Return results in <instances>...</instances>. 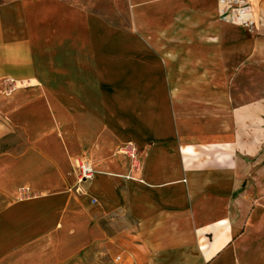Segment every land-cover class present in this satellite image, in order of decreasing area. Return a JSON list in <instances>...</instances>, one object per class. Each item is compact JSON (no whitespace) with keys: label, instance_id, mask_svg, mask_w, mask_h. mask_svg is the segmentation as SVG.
Returning a JSON list of instances; mask_svg holds the SVG:
<instances>
[{"label":"crops","instance_id":"0c3cea01","mask_svg":"<svg viewBox=\"0 0 264 264\" xmlns=\"http://www.w3.org/2000/svg\"><path fill=\"white\" fill-rule=\"evenodd\" d=\"M217 3L0 0V84L35 81L47 128L92 125L69 133L97 171L81 194L56 164L26 170L33 151L18 163L1 154L0 188L24 171L38 193L6 191L0 264L43 238L78 246L75 231L89 226L91 244L125 264H264V0H251L253 33L220 19ZM1 103L0 140L14 130L1 115L12 102ZM129 143L141 170L107 158ZM45 145L69 154L62 138Z\"/></svg>","mask_w":264,"mask_h":264},{"label":"rangeland","instance_id":"374dc122","mask_svg":"<svg viewBox=\"0 0 264 264\" xmlns=\"http://www.w3.org/2000/svg\"><path fill=\"white\" fill-rule=\"evenodd\" d=\"M26 83L27 84L25 85V82H17L19 89L17 88L18 91L15 92L14 95L23 93L21 96H19L18 100H16L18 102L12 101V97H14V91L10 94H7L4 83L2 82V84H0L1 104H3L4 100L6 102H12V104L9 103L6 108H4V106L1 107V115L9 118V120H11V122L14 124L13 136L8 138L4 137L0 140V155L6 150L10 149L15 155L16 163H18L24 156L23 154L25 151H33L34 154H36V158L30 162L26 170L36 172V170L40 171L43 169L46 164L52 163L54 166L56 164L57 168L59 169V176L62 175L66 180H69V182L64 184V186L67 187L69 184L70 188L76 189L77 180H75V172H78L76 167L77 158L88 157L92 160L94 159V156L86 150H74L72 146L76 141V138H73V133H69V130L95 128L92 125L84 123H73L69 125L62 122L47 128L50 122L48 119L44 120L42 118L44 116L37 111L34 105L36 103L37 97L42 98V95L39 93L40 91L34 90L33 87H35V81ZM51 137L63 139V142L68 150L67 152L69 153L65 160L61 156L56 155L52 153L51 150L48 151L45 148L47 147L45 142H48ZM78 138L81 139V136H78ZM120 149L121 146L115 147L112 151L109 148H106V152L109 153L107 154V158L111 156V158L116 157L120 160H126V156L119 152ZM6 162L7 160L5 159V164ZM27 174L28 173H24V171L20 173V178L18 179V184L16 186H5L0 188V210L5 208L6 205L11 202V196L8 195L9 192L17 191L19 198L35 196L36 193H38V190H36V192L31 190L30 192L27 188V185H24L29 178ZM6 191L9 192L6 193ZM71 228H76L75 223ZM95 235L96 233H94V230H92L90 226L88 228H83L81 231H75L74 240H80V245L70 247L69 249H56L55 247L51 246L48 238H43L38 240V242L24 247L22 250L9 255L2 263L20 264L23 261H29L36 252H41L43 257L41 264H62L55 260L57 255L64 259L65 262L63 264H125V260H114V257L110 255L109 251L105 247L91 244V239ZM81 241L84 242L83 245H81ZM132 261L133 259H131L130 262Z\"/></svg>","mask_w":264,"mask_h":264},{"label":"built area","instance_id":"2783aa9c","mask_svg":"<svg viewBox=\"0 0 264 264\" xmlns=\"http://www.w3.org/2000/svg\"><path fill=\"white\" fill-rule=\"evenodd\" d=\"M216 11H218L220 19L242 26L251 33L255 32L258 28L251 0H218ZM17 82L14 79L6 80L4 85L7 94L18 88ZM119 152L130 160L131 170L143 169L139 151L134 144L129 143L123 147L121 146ZM76 167L78 169L76 190L82 194L86 189L85 183L94 179L97 171L93 161L88 157L77 158ZM125 178H133V175L129 173Z\"/></svg>","mask_w":264,"mask_h":264},{"label":"bare ground","instance_id":"6f19581e","mask_svg":"<svg viewBox=\"0 0 264 264\" xmlns=\"http://www.w3.org/2000/svg\"><path fill=\"white\" fill-rule=\"evenodd\" d=\"M29 189V188H28Z\"/></svg>","mask_w":264,"mask_h":264}]
</instances>
